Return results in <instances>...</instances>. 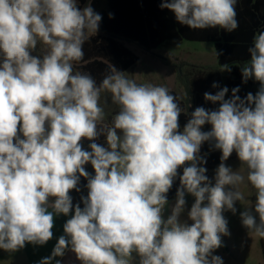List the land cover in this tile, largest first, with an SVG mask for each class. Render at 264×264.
Returning <instances> with one entry per match:
<instances>
[{"label":"clouds","instance_id":"obj_1","mask_svg":"<svg viewBox=\"0 0 264 264\" xmlns=\"http://www.w3.org/2000/svg\"><path fill=\"white\" fill-rule=\"evenodd\" d=\"M237 2L165 0L161 8L190 29L231 33L239 26ZM101 20L92 0L83 7L79 0H0V249L47 244L55 217L64 215V234L39 264L66 251L81 264H223L213 253L230 234L224 211L235 214V203L245 200L241 185L255 190L242 225L264 237V31L239 67L244 83H259L255 95L241 98L238 86L227 99V87L205 92V101L219 107L185 113L181 130L184 112L167 87L138 84L112 64L99 84L74 70ZM38 43L43 53L33 55ZM231 68L225 63L219 71ZM102 93L119 109L111 126H100ZM206 124L210 131H202ZM101 135L106 146L95 142ZM204 142L222 153L214 185L201 166ZM233 152L244 172L225 165ZM81 177L83 207L70 195L80 191ZM186 194L194 197L190 208Z\"/></svg>","mask_w":264,"mask_h":264},{"label":"trees","instance_id":"obj_2","mask_svg":"<svg viewBox=\"0 0 264 264\" xmlns=\"http://www.w3.org/2000/svg\"><path fill=\"white\" fill-rule=\"evenodd\" d=\"M87 2L88 0H79L81 7ZM163 2L165 0H92V7L102 16V20L98 34L92 35L84 44V58L74 65V70L91 74L97 84L108 73L111 64L126 72L139 62V57L122 41L136 43L147 52H153L160 47H176L182 41L212 43L217 66L220 68L226 63L232 67L231 71H224L223 86L229 89L228 98L231 97V90L237 86L240 88L238 95L241 98L251 92V89H254L251 93L255 95L259 83L251 79L244 83L239 67L250 59L247 49L252 45L254 35L264 31V0H238L236 12L239 26L231 33L219 28L193 30L181 25L170 10L161 8ZM213 79L212 73L206 76L194 74L189 80L185 103L176 91L169 90L177 98L184 112L179 117L181 130L189 119V115L185 114L186 105L205 108L204 93H209ZM111 121L112 118L109 120V126ZM221 155L219 150L212 147L211 142L202 144L200 156L206 163L201 166L206 167L208 178L221 163ZM235 158L237 155L233 152L228 160ZM179 173L182 174V171ZM86 184L87 180L81 177L78 185L80 191L73 192L75 196L79 195L74 206L79 203L83 207L81 196H87ZM179 186L177 177L167 193L168 201L176 198ZM261 246L264 253V238L261 239Z\"/></svg>","mask_w":264,"mask_h":264},{"label":"rangeland","instance_id":"obj_3","mask_svg":"<svg viewBox=\"0 0 264 264\" xmlns=\"http://www.w3.org/2000/svg\"><path fill=\"white\" fill-rule=\"evenodd\" d=\"M122 43L139 57V62L125 72V75L129 79L135 80L138 84L152 83L154 85L165 86L168 90L176 91L184 103L188 97L189 80L194 74H203V76H206V74L212 73L214 75L209 91L211 94H215L224 87L223 79L225 78V73L224 71H219L220 68L217 66L215 49L212 43L182 41L176 47H160L153 52H147L136 43L127 41H122ZM43 49L44 46L38 43L37 50L32 54H42ZM214 83L218 87L214 88L212 86ZM253 90L251 89V92ZM225 98H228L227 94ZM100 104L105 110V119L100 126H109L110 118L119 110L118 106L112 103L110 94L108 93L101 94ZM186 106L188 114L196 108L194 105ZM218 107V103L213 104L205 101L206 110H215ZM210 129L211 126L206 124L203 126L202 131H208ZM91 142L87 139L83 140V148L90 151L89 144ZM95 142L106 146L103 135L99 136ZM224 163L226 166L231 167L233 171L240 170L244 172L238 157L224 161ZM218 166L211 172L209 178V181L213 185L215 184V175ZM85 169L94 174V169L90 163L85 165ZM178 171H182V168ZM240 190L244 194L245 200L235 203L237 209L235 214L230 210L224 211L223 215L228 221L230 234L226 236L222 235V246L213 254L222 257L223 264H264V253L261 246V239L264 237H259L254 232L248 231L242 225L240 217V213L244 211V208L251 207L254 204L255 190L247 184L241 185ZM73 192L74 190L70 192V195L73 198V204H75V200L79 198V195L75 196ZM175 200L176 198L169 201V205L164 212L165 217L170 214ZM186 201L187 208H190L191 204L194 203V197L186 194ZM68 218L70 216L59 215L55 217L53 238L45 245L27 244L23 249L13 253L0 249V264H39L41 259L51 255L58 238L64 234L63 224ZM56 260H60V264H81L71 251H66L63 257L54 258L52 264H55ZM133 264H138V260L134 261Z\"/></svg>","mask_w":264,"mask_h":264},{"label":"crops","instance_id":"obj_4","mask_svg":"<svg viewBox=\"0 0 264 264\" xmlns=\"http://www.w3.org/2000/svg\"><path fill=\"white\" fill-rule=\"evenodd\" d=\"M134 66H135V65H134ZM131 68H132V67H131ZM128 70H129V69H128ZM128 70H127V71H128ZM127 71H126V72H127ZM70 214H71V213H70Z\"/></svg>","mask_w":264,"mask_h":264}]
</instances>
